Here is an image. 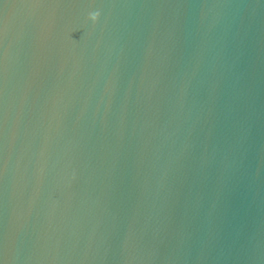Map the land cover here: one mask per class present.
Wrapping results in <instances>:
<instances>
[{"label":"water","instance_id":"obj_1","mask_svg":"<svg viewBox=\"0 0 264 264\" xmlns=\"http://www.w3.org/2000/svg\"><path fill=\"white\" fill-rule=\"evenodd\" d=\"M0 264H264V0H0Z\"/></svg>","mask_w":264,"mask_h":264},{"label":"clouds","instance_id":"obj_2","mask_svg":"<svg viewBox=\"0 0 264 264\" xmlns=\"http://www.w3.org/2000/svg\"><path fill=\"white\" fill-rule=\"evenodd\" d=\"M98 16H99L98 12L90 13L89 19H91L93 22H95L98 19Z\"/></svg>","mask_w":264,"mask_h":264}]
</instances>
